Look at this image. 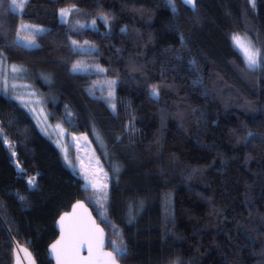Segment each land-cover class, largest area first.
Returning <instances> with one entry per match:
<instances>
[{
    "label": "trees",
    "instance_id": "obj_1",
    "mask_svg": "<svg viewBox=\"0 0 264 264\" xmlns=\"http://www.w3.org/2000/svg\"><path fill=\"white\" fill-rule=\"evenodd\" d=\"M11 5L0 0V55L25 68L51 122L95 133L108 187L85 186L0 80V264L16 248L52 264L55 221L77 200L120 264H264V0ZM21 23L41 28L36 47L17 42ZM233 35L261 53L256 67Z\"/></svg>",
    "mask_w": 264,
    "mask_h": 264
},
{
    "label": "rangeland",
    "instance_id": "obj_2",
    "mask_svg": "<svg viewBox=\"0 0 264 264\" xmlns=\"http://www.w3.org/2000/svg\"><path fill=\"white\" fill-rule=\"evenodd\" d=\"M61 10L59 11V19L65 21L69 11L67 15H62ZM16 11H20V9H16ZM37 29L41 31L38 26L21 23L16 38L17 42L27 48L36 47L38 44L33 34L40 32ZM242 38H246L245 42H250L251 51L256 52L252 41L244 36ZM28 40H34V44L29 45ZM76 66L75 70L73 67L74 71L84 70L83 66L78 64ZM13 67L18 70L13 71ZM0 80L2 93L17 101L30 113L39 130L59 149L67 167L83 179L85 186L102 196L108 187V177L97 155L96 146L101 145L103 148V145L100 141V145L96 143L95 133L68 132L60 123L51 122L40 93L28 81L25 68L18 64L9 63L3 55H0ZM95 144L97 145L95 146ZM14 264L35 263L26 248H16Z\"/></svg>",
    "mask_w": 264,
    "mask_h": 264
},
{
    "label": "water",
    "instance_id": "obj_3",
    "mask_svg": "<svg viewBox=\"0 0 264 264\" xmlns=\"http://www.w3.org/2000/svg\"><path fill=\"white\" fill-rule=\"evenodd\" d=\"M180 2L192 11L196 9V0H193L194 7L184 0ZM55 228L57 236L47 247L52 264H58V257L59 264H113V259L115 264H120L107 247L106 231L85 201L72 203L58 216Z\"/></svg>",
    "mask_w": 264,
    "mask_h": 264
},
{
    "label": "snow or ice",
    "instance_id": "obj_4",
    "mask_svg": "<svg viewBox=\"0 0 264 264\" xmlns=\"http://www.w3.org/2000/svg\"><path fill=\"white\" fill-rule=\"evenodd\" d=\"M185 3L187 4H192L194 7V3L193 0H184ZM27 3V0H19V3H17V0H12V5L11 7L16 10V9H20L22 10L25 6V4ZM68 11L70 10H61V14L62 15H67ZM37 31H40L39 29H37ZM232 40L234 42V45L241 51L243 52L244 56H245V61L247 63V65L250 68H254L257 66L258 63V57L261 55L260 52H252L251 51V46H250V42L246 43L245 40L246 38H242L239 35H233ZM27 43L29 45L34 44V40H28ZM76 65H74V70L76 69ZM18 69H16L15 67H13V71H17ZM151 95L153 96H158V92L156 90V88L154 87ZM251 135V134H250ZM11 146V145H10ZM23 169H21V175H23ZM35 177H31L28 180V186L34 187L35 186ZM105 198H106V193H105ZM21 199H23V197H21ZM53 250H55V245L53 246ZM116 252L118 255H124L126 253V249L124 248H117ZM109 256H111V253L108 254ZM58 264H59V257H58ZM113 264H115V260L113 259Z\"/></svg>",
    "mask_w": 264,
    "mask_h": 264
},
{
    "label": "built area",
    "instance_id": "obj_5",
    "mask_svg": "<svg viewBox=\"0 0 264 264\" xmlns=\"http://www.w3.org/2000/svg\"><path fill=\"white\" fill-rule=\"evenodd\" d=\"M19 170V169H18ZM29 187V186H28ZM30 188V187H29ZM32 188V187H31Z\"/></svg>",
    "mask_w": 264,
    "mask_h": 264
}]
</instances>
